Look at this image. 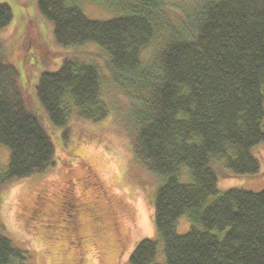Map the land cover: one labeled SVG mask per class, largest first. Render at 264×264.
Returning <instances> with one entry per match:
<instances>
[{"label": "trees", "instance_id": "trees-1", "mask_svg": "<svg viewBox=\"0 0 264 264\" xmlns=\"http://www.w3.org/2000/svg\"><path fill=\"white\" fill-rule=\"evenodd\" d=\"M173 1L123 0L121 15L94 20L75 0H35L57 44L102 48L41 73L38 102L56 126L65 128L73 111L97 122L110 111L107 79L126 100L115 117L134 159L162 181L153 222L165 264H264V189L218 193L215 167L224 159L233 175L260 169L251 148L264 142V0ZM11 20V8L0 4V30ZM0 144L9 151L0 185L54 163V144L28 109L1 41ZM184 214L190 227L178 234ZM156 249L155 241H139L129 264H158ZM24 260L0 235V264Z\"/></svg>", "mask_w": 264, "mask_h": 264}, {"label": "rangeland", "instance_id": "rangeland-1", "mask_svg": "<svg viewBox=\"0 0 264 264\" xmlns=\"http://www.w3.org/2000/svg\"><path fill=\"white\" fill-rule=\"evenodd\" d=\"M75 1L90 19L121 15L116 7L123 0ZM180 1L184 0L172 4ZM0 4L12 11L11 22L0 30L3 55L18 70L27 107L55 148L54 163L43 172L0 185V235L24 255L23 264H129L132 250L143 239L157 243L155 261L165 264L163 243L153 222L154 195L162 181L137 163L131 141L117 123L115 113L126 104L123 95L105 79L103 101L110 109L108 115L91 122L73 111L65 128L49 120L36 96L41 73L57 71L64 59L76 58V52L100 53L102 48L92 43L80 47L57 44L51 24L39 15L35 0H0ZM99 64L103 70L102 62ZM251 154L260 165L258 174L252 176L233 175L224 159L215 161L218 193L264 189V142L254 145ZM8 156V148L0 144V173ZM180 180L188 181L185 176ZM73 198L84 205L78 214V232L72 218ZM62 200L64 216L53 218ZM63 217L65 222H54ZM61 223L68 227L67 234L61 231ZM103 225L107 226L104 230ZM189 227L184 214L175 229L183 234ZM94 230H100L98 235ZM80 234L85 239L78 244Z\"/></svg>", "mask_w": 264, "mask_h": 264}, {"label": "flooded vegetation", "instance_id": "flooded-vegetation-1", "mask_svg": "<svg viewBox=\"0 0 264 264\" xmlns=\"http://www.w3.org/2000/svg\"><path fill=\"white\" fill-rule=\"evenodd\" d=\"M86 177L87 176H85L84 178L86 179ZM73 200L75 201V204L73 205V224L75 225V229H76V232H78V229H79V227H80V225H81V223H80V220H79V217H78V214L80 213V211H82L84 208H83V206L84 205H82V204H80L76 199H74L73 198ZM63 205H64V202H63V200L62 201H60V204L58 205V208H57V210H56V212L55 213H53L51 216L54 218V216H56L57 218H59V215H62V216H64L63 214H64V212H63ZM93 205H95V204H93ZM93 207H95V206H93ZM113 212V211H112ZM97 220H98V218H97ZM54 222L55 223H58V222H65V217H63V219H59V221L58 220H55L54 219ZM64 227H61V231L63 232V233H66V232H69V230H68V227H65V225L63 224V223H61ZM102 224V223H101ZM102 227V229L104 230V228L106 227L107 228V226H105L104 227V225L103 226H101ZM110 228L113 230L114 228H115V223H111L110 224ZM101 229V230H102ZM115 230V229H114ZM99 231L100 230H97V231H95L94 230V235H98V233H99ZM116 231V230H115ZM67 234V233H66ZM67 237V236H66ZM83 239H85V236H83L82 234H80V235H78V238H77V240H78V244H80L81 242H82V240Z\"/></svg>", "mask_w": 264, "mask_h": 264}]
</instances>
